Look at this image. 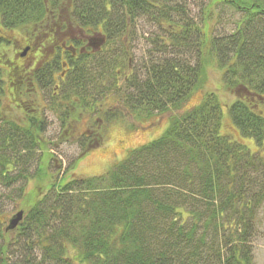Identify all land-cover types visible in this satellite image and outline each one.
Returning <instances> with one entry per match:
<instances>
[{"label": "trees", "instance_id": "16d2710c", "mask_svg": "<svg viewBox=\"0 0 264 264\" xmlns=\"http://www.w3.org/2000/svg\"><path fill=\"white\" fill-rule=\"evenodd\" d=\"M188 1L0 0V31H27L38 40L41 33L53 37L57 28L75 25L105 38L100 48L77 57L58 52L35 72L40 89L55 84L62 135H71L70 106L102 116L106 125L126 113L150 118L179 108L204 83L212 58L226 87L244 95L229 108L233 122L264 150V0H210L200 20L188 13ZM220 5L242 17L233 31L213 35L212 26L209 36L212 10ZM143 20L156 33L149 60L138 68L131 49ZM94 57L101 58L95 63ZM3 72L0 186L24 183L25 217L16 230L29 252L26 263L14 264H254L251 240L264 184L257 198L249 195L260 175L264 179V156L222 134L216 93L173 118L160 138L132 150L106 174L52 181L32 198L25 186L48 177L53 161L45 111L24 110L19 102L22 121L5 115ZM85 139L84 156L105 135ZM12 244L6 239L0 264H9L4 255Z\"/></svg>", "mask_w": 264, "mask_h": 264}, {"label": "rangeland", "instance_id": "374dc122", "mask_svg": "<svg viewBox=\"0 0 264 264\" xmlns=\"http://www.w3.org/2000/svg\"><path fill=\"white\" fill-rule=\"evenodd\" d=\"M209 2L210 0H189L187 11L190 16L200 20L202 18V9ZM241 17L242 13L237 12L228 5H220L215 10L213 9L210 18L211 24L208 26L209 36L212 26L215 29L213 35H221L233 31L235 23ZM55 28L57 27L55 26ZM137 30L135 41L132 43L131 55L134 64L139 68L146 64L149 60L150 51H153L154 46L150 44L149 40L153 41L155 38L156 26L147 20H143L139 22ZM41 35L38 40H34L27 31H0V69L4 71L3 78L5 80V94L2 99L1 110L10 118L22 121L25 115L23 111L26 110V107L30 109L37 106L40 107L39 110L42 113L45 111L44 114L47 120V130L44 137L52 142L49 145L53 154V161L48 167L50 175L45 179H34L25 186L27 193L32 198H34L35 192L39 191L38 189L46 193L52 181L59 183L62 178L69 181L78 176L93 177L106 174L116 164L127 158L132 150L160 138L170 126L173 118L182 117L186 112L200 105L205 96L212 92L218 95L223 106L222 134L233 141L243 143L252 153L264 156V150L259 148L254 140L242 137L233 122L229 108L237 99L243 98L244 95L241 90L234 89L232 91L226 87L224 71L217 60L212 58H207L204 83L179 108H171L166 113L155 114L150 118L139 115L132 116L126 113L123 119L106 125L102 116L89 113L82 114L81 110H74L70 106L72 117L67 129L71 135L67 137V134H69L67 132L62 135L63 127L60 117L63 109L58 110L54 106L57 103L52 98L56 89L55 84L53 83L42 89L38 85V87L33 89L34 85L25 84L21 90L19 82L23 80V77L30 75L28 72L32 71V74L36 68L52 60L53 56L61 51L58 46L64 40H68L70 43L73 42V38L78 37L79 32L75 25H70L61 29L57 28V31L53 33V37L45 34ZM92 36H95V34L92 33ZM29 45L34 46V48L22 57L21 54ZM92 59H94L95 63L99 60L95 59V57ZM125 62L123 60V63ZM19 102H22L21 105L24 110L17 108ZM98 106L100 105L98 104ZM107 107L109 106H102L103 111ZM101 125H103L102 129L99 130ZM105 127L106 129L103 130ZM98 132L105 135L104 143L84 156L82 145L86 142V136L91 137L94 133L95 135L99 134ZM34 168L35 166L32 169V173ZM50 176L52 178L48 180ZM258 182L260 183L253 185L252 191L254 193H250V199L257 198V193L260 192L261 186L264 184L262 175H260ZM23 185L24 183L18 184L13 189L0 186V257H2V251L5 249L6 239H10L13 244L9 246L4 255L9 258V264L19 261L20 263H26V258L29 255V252L22 247L23 241L18 236L19 231L7 232L6 236H4L10 219L18 211L22 210L23 206L25 207L19 191V187ZM256 218L254 235L251 240L253 260L254 264H264V201L256 212Z\"/></svg>", "mask_w": 264, "mask_h": 264}, {"label": "flooded vegetation", "instance_id": "af4514ba", "mask_svg": "<svg viewBox=\"0 0 264 264\" xmlns=\"http://www.w3.org/2000/svg\"><path fill=\"white\" fill-rule=\"evenodd\" d=\"M77 31L79 32V36L78 37H74L73 38V42H69L68 40H64L62 43H61V45L60 46H58V49L59 50H61L60 52L62 53L61 55L63 56V54L65 53V52H70L71 53V55L73 56V57H77L79 54H78V50H79V48H80V53L81 54H83V53H85V52H88V50H97L98 48H97V40H98V34H96V33H94L95 34V36H92V34H86L82 29H80V28H77ZM42 47V46H41ZM34 48V46H32V45H29V46H27L25 49H24V51L26 50V49H28L27 50V52L28 51H31L32 49ZM27 52H26V54H27ZM24 53V52H23ZM22 53V54H23ZM21 54V56L22 57H24L26 54H24V56ZM56 55V54H55ZM65 64L68 66V61H65ZM65 65V66H66ZM64 66V67H65ZM40 68V67H39ZM19 69H20V67H19ZM37 69L38 68H36L35 69V72L37 71ZM24 71H26V69H24ZM31 72L32 71H30V72H28V74H30V75H28V77H23V80H21L20 82H19V85H21V86H19L20 88H21V90H22V88H23V86L25 85V84H31V85H34V87L36 86V87H38L39 86V83H38V81H37V79L35 78V72H33L32 74H31ZM62 76H64V74L62 75ZM36 84V85H35ZM38 85V86H37Z\"/></svg>", "mask_w": 264, "mask_h": 264}, {"label": "water", "instance_id": "95a60500", "mask_svg": "<svg viewBox=\"0 0 264 264\" xmlns=\"http://www.w3.org/2000/svg\"><path fill=\"white\" fill-rule=\"evenodd\" d=\"M105 43V38H101L97 40V48H100ZM28 49L24 51L22 54H26ZM25 217V212L23 210L18 211L9 221V225L7 226V231H14L16 230L19 225L22 223Z\"/></svg>", "mask_w": 264, "mask_h": 264}]
</instances>
